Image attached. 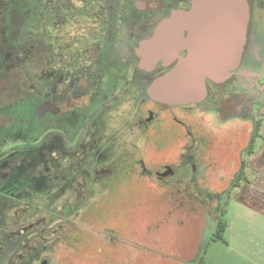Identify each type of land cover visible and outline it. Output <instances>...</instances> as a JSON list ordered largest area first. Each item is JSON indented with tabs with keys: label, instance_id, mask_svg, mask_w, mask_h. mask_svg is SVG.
Masks as SVG:
<instances>
[{
	"label": "rangeland",
	"instance_id": "374dc122",
	"mask_svg": "<svg viewBox=\"0 0 264 264\" xmlns=\"http://www.w3.org/2000/svg\"><path fill=\"white\" fill-rule=\"evenodd\" d=\"M52 1L33 3L34 11L26 20L32 36L48 30L61 35L57 38L60 44L62 34L69 44L71 37L78 34L77 39L81 37L80 41L84 42L85 33L98 29L99 21L94 13L97 9L91 6L97 0H86L80 11L65 6L62 0ZM62 14L71 19V25L57 28L55 23L62 21ZM253 21V31L262 44L256 40L251 46L258 48L264 59V0H256ZM23 43L27 50L28 39ZM252 58L245 54L241 65L245 67ZM255 80L258 95L254 103H247L242 113L229 110L223 113L210 108L199 118L196 115L201 127L198 124L194 127V143L189 138L170 142L165 138L142 146L143 123H133L128 112V108L132 109L129 102L137 92L132 90L122 99L125 104L121 102L109 112L107 127L115 135L106 148L107 159L93 164L87 154L81 162L78 160L72 172L62 167L59 191L42 190L41 196L34 193L23 206H13L0 230V262L11 252L12 239L32 234L29 246L20 248L16 254V261L194 264L215 227L218 207L226 200L236 172L250 154L248 148L251 149V137L258 122L261 136L255 137L252 149L264 145V62L261 76ZM240 87L226 84L228 91L245 92ZM210 101L211 97L191 106L198 109L197 106ZM102 138L100 135L90 140V148L100 144ZM58 160L52 159L51 165H59ZM64 163L62 159V166ZM163 165H173L174 173L162 176ZM232 192L229 198L234 197ZM32 217L30 222L26 220ZM22 218L24 222H19ZM13 221L20 224L12 227ZM43 226L47 227L45 232H36ZM42 245L45 248H40ZM218 247L219 243L213 246L208 258L221 252L215 250Z\"/></svg>",
	"mask_w": 264,
	"mask_h": 264
},
{
	"label": "flooded vegetation",
	"instance_id": "af4514ba",
	"mask_svg": "<svg viewBox=\"0 0 264 264\" xmlns=\"http://www.w3.org/2000/svg\"><path fill=\"white\" fill-rule=\"evenodd\" d=\"M36 1L0 0V230L13 206H23L34 193L41 196L42 190H60L62 167L72 172L78 160L81 162L87 154L93 164L107 159L105 151L115 135L107 127L109 112L132 90L137 92L129 102L132 109L128 108V112L133 123H143L142 146L165 138L169 142L189 138L194 143V127L196 124L201 127L196 115L199 118L210 108L223 113L228 110L242 113L247 103H254L258 95L259 88L254 82L261 76L264 59L259 49L251 46L256 40L262 44L253 31L256 0H253L248 44L242 55L243 58L248 54L252 60L245 67L240 61L231 71L230 81L216 84L207 80L205 99L211 97L212 101L202 103L198 109H193L191 103H161L147 94L149 83L171 68L177 58L167 65L158 60L153 68L146 69L137 54L139 44L152 34L160 20L175 9L189 10L192 0L94 1L91 6L97 9L94 13L99 21L98 29L85 33L84 42L80 41L81 37L77 39L78 34L71 37L69 44L63 34L60 44L57 38L61 35L48 30L32 36L26 20ZM62 2L80 11L86 0ZM70 20L62 14V21H56L55 26L64 28V24L71 25ZM25 38L30 46L27 50ZM185 54L186 50L179 51L180 56ZM226 84L241 85L245 92L228 91ZM100 135H103L101 143L90 148V140ZM54 158L59 159V165H51ZM169 168L174 173L173 165H163L162 171L168 172ZM32 219L26 218L28 222ZM20 220L24 222V218ZM18 224L10 222L12 227ZM41 229L36 232L42 234L47 227ZM29 235L12 239L10 243L14 247H10L11 252L0 264H27L28 260L16 261L15 257L20 248L29 246V238L33 236Z\"/></svg>",
	"mask_w": 264,
	"mask_h": 264
},
{
	"label": "water",
	"instance_id": "95a60500",
	"mask_svg": "<svg viewBox=\"0 0 264 264\" xmlns=\"http://www.w3.org/2000/svg\"><path fill=\"white\" fill-rule=\"evenodd\" d=\"M252 8L253 0H192L189 10L160 20L137 48L141 66L177 61L149 83L147 94L165 104H189L206 98L207 80L230 81L248 44Z\"/></svg>",
	"mask_w": 264,
	"mask_h": 264
},
{
	"label": "crops",
	"instance_id": "0c3cea01",
	"mask_svg": "<svg viewBox=\"0 0 264 264\" xmlns=\"http://www.w3.org/2000/svg\"><path fill=\"white\" fill-rule=\"evenodd\" d=\"M243 172L247 180L233 189L226 205V242H210L204 254L207 264H264V145L252 149ZM217 243L215 250L221 252L208 258Z\"/></svg>",
	"mask_w": 264,
	"mask_h": 264
},
{
	"label": "trees",
	"instance_id": "16d2710c",
	"mask_svg": "<svg viewBox=\"0 0 264 264\" xmlns=\"http://www.w3.org/2000/svg\"><path fill=\"white\" fill-rule=\"evenodd\" d=\"M259 132H258V123L256 126V130L253 133L252 137H251V149L250 146L248 148L249 153L252 151V145L254 143L255 137L258 136ZM142 156V155H141ZM245 161L243 160L241 163L240 168L238 169L237 173L235 174V178L232 180L231 184H230V188L227 191V195H226V200L224 201V203L220 204V206L218 207V213L217 216L215 217V227L211 233L210 238L205 242L204 245V249L202 251V254L199 255V257L195 260L194 264H207L204 258V254L205 251L208 247V245L210 244V242L212 241H223L226 242V239L223 235L224 230L226 228L227 225V221L225 219V214H226V205L228 204L229 201V197L231 196L230 193L232 192V190L235 187H238L241 183V180L244 178V181H246L247 179L244 177V172H243V167H244Z\"/></svg>",
	"mask_w": 264,
	"mask_h": 264
}]
</instances>
